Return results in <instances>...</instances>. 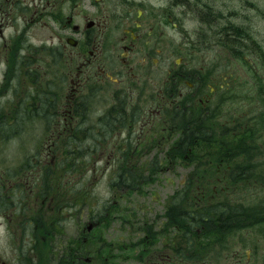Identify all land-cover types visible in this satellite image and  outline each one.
Returning a JSON list of instances; mask_svg holds the SVG:
<instances>
[{
	"label": "flooded vegetation",
	"instance_id": "flooded-vegetation-1",
	"mask_svg": "<svg viewBox=\"0 0 264 264\" xmlns=\"http://www.w3.org/2000/svg\"><path fill=\"white\" fill-rule=\"evenodd\" d=\"M171 5L180 7L178 1H173L163 7L162 14L157 12L155 0H0L1 39H4L3 30L9 24L15 35L12 37L21 39L13 56L15 67L9 65L11 57L7 56V65L3 69L0 58V104L65 107L69 114L59 120L52 137L57 134L58 139L61 135L72 140L80 138L82 146L100 143L102 153H105L108 141L102 136L103 132H98L101 134L98 141L92 139L93 130L77 133L78 125L85 123L79 119L98 118V124L102 118H139L136 112L140 101L125 99V107L121 109L126 111L125 115H109L95 107L89 109L85 103L89 102L92 85L96 83L101 88L108 85L119 93L132 91L139 83L140 70L147 65L148 59L153 57V65H160L161 49L155 44V28L175 24L172 23ZM46 18L64 28L59 42L66 41L77 52L70 53L69 59L63 57L64 63L59 42L51 45L52 40H45L37 44L25 38L28 24L39 26ZM45 51H53V57ZM171 59L172 56L166 60L167 69L163 67L169 78L164 76L166 86L157 100L159 116L148 115L147 118H167L177 109L193 111L196 104L205 109L217 98V89L211 83L204 86L205 80L198 73H188L180 68L184 58L176 60L175 66ZM50 64L56 70L55 85L59 87L53 92L49 90L47 79L41 77ZM29 65L38 72L36 82L44 81L39 94L29 92ZM147 81L154 82V75L151 74ZM169 87H175V92L167 91ZM205 87L210 91H205ZM175 94L177 98L171 99ZM89 110L93 114L87 116ZM147 110L152 111L153 106ZM0 118H12V115ZM124 130L117 138L116 148L120 152L133 149L134 155L146 141H142L138 131L129 132L127 127ZM31 166L43 164L40 161ZM25 176L21 175L17 181L8 178L5 170L0 172V264H92L87 257L93 252L86 247L92 236L84 231L85 228H75L77 232L68 235L62 234L65 228L44 227V198L25 195ZM68 245L72 247L71 258H61L59 249Z\"/></svg>",
	"mask_w": 264,
	"mask_h": 264
},
{
	"label": "rangeland",
	"instance_id": "rangeland-1",
	"mask_svg": "<svg viewBox=\"0 0 264 264\" xmlns=\"http://www.w3.org/2000/svg\"><path fill=\"white\" fill-rule=\"evenodd\" d=\"M173 0H155L158 13L163 14V7L172 3ZM218 6L223 10L235 9L241 13V16L249 17V24L251 26L250 39L229 41L227 46L221 45L217 41H213L210 38L212 30L207 26L205 29H201L199 22L190 16L192 13L187 8H180L179 6H172L173 9V22L178 24V27H174L173 24L160 25L155 28L156 39L155 44L157 48L161 49L160 65H153V57L148 59L147 65L140 70L139 83L132 90H123L122 94L126 96L127 99L135 98L140 101L136 115L139 118H144L148 113V108L154 106V109L150 112L152 115L157 114L158 98L162 91H157L155 87H148L146 81L149 80L151 74L154 75V83L164 84L165 78H169L167 73H165L163 67L166 68V60L172 56L171 64L175 66V61L179 58H184L180 68L188 73H198L202 79H207V83H211V86L216 88L219 86H224L220 81H229V77L233 76L234 81L229 82L225 87V92L219 90V99L216 103L218 104L221 111H229L231 114L242 113L243 117L250 115L252 110V103L248 106H244L240 102V97L247 93L249 94L253 89L257 92V85H255L252 90L248 91L241 83H243L246 78L245 75L238 74L237 71L245 72V67L243 63L238 61L235 64L231 63L233 59H229L228 55L234 53V50H239L240 54L245 55L250 64L254 66L257 73L262 76L264 80V0H218ZM218 8V9H220ZM227 12V11H225ZM182 13V14H180ZM206 15H203V17ZM226 20L224 22L220 21L218 17L213 24H211L212 29L220 30L221 27L234 24L236 22V16L234 13L224 16ZM238 21V20H237ZM230 22V23H228ZM63 27L56 26L50 22L48 18L39 25L35 26L33 24H28L25 28V38L33 40L35 43L39 44L45 40H52L51 45H55L54 42H59V37L62 36ZM4 39H1L0 35V58L3 62L2 68L4 69L7 65L6 57L10 56V66L15 67L13 61L14 52L18 50L19 44L21 42L20 38L12 37L14 31L9 24L3 30ZM25 36V35H24ZM206 38L205 43H198L199 39ZM66 39V38H65ZM226 40V39H224ZM60 51L63 52L61 55L62 63L64 59L70 58V53H77L70 45L65 42H59ZM156 57H160L159 55ZM165 58V60H164ZM231 65L229 68H227ZM190 68V69H189ZM193 68L200 70V72H190ZM167 69V68H166ZM116 90H108L105 95H102L99 102L95 106L97 109H102L111 104L113 96ZM201 97H205L201 94ZM246 101H244V104ZM20 106L12 105L9 108V112L12 115L13 111ZM2 113H4L2 111ZM232 117V115H231ZM236 118V117H232ZM47 126L43 120L38 121L37 131L42 135L41 129ZM50 128V125L48 126ZM167 132H162V135H166ZM47 138V137H46ZM40 139V138H39ZM39 139L34 141H27L24 137V142L33 152L36 147L41 144L42 141ZM22 139H17L9 145L8 153L11 155H17L21 157L20 150L17 148L22 143ZM48 145L55 144V138L52 140H47ZM168 144L160 147L163 149ZM46 154V153H45ZM157 157L159 161L165 162V153L160 154L158 152H145L142 153L141 161L150 162L153 158ZM120 156L117 155H103L98 154V158L92 162L89 160L88 170L93 168V171H81L82 178H95L93 185H96L92 193V198L90 199V205L88 206V213L82 211L79 218L74 216L73 218H63L60 219L65 224L64 227L67 228V233L72 235L75 231L74 227H86L87 222H89L90 215L96 214L99 209L102 208L111 199L114 201L120 200L118 197L122 196L135 207L142 210L143 215L147 217L154 218L155 216H161L164 211V205L167 198L174 193L178 188H180L181 183L185 180L186 171L182 167H178L179 163L175 164L170 171L165 174L160 175L156 181H153L148 185L142 194H112L110 189V183L116 175V170L118 168V161ZM97 164L95 165V163ZM43 166L36 167L34 171L47 170L49 168H56L54 161L51 156L46 155V159L43 161ZM97 168L101 170H97ZM55 171H52L54 174ZM69 175V173H67ZM56 183L60 186L61 182L64 186L71 181L72 185L75 187L77 184L81 185V181L77 177H64L57 176ZM79 185V186H80ZM67 194V190L65 191ZM53 207V206H52ZM123 220V217H122ZM55 221L53 224L55 225ZM52 220L49 216L44 218V223L48 225ZM56 223H60L57 219ZM57 226V225H55ZM105 225L98 226L92 231V239H90L86 247H94L98 240L102 239V230L99 228ZM113 229L110 236L113 243L101 249V259L95 264H102L103 259L107 264H155L159 262L160 264H182L180 259L177 261L163 256L165 253H169L173 241H177L179 234L174 233L172 230H168L165 233V237L162 233L165 231V227L161 229L160 236L153 244L143 243V238L146 237L147 229L144 228L142 233L135 237L133 240V247L130 249L128 243L130 238L126 235V231L123 227L115 225L111 227ZM121 233L122 236H118ZM227 242L225 244H217L209 248L208 252L202 255L198 261H187L185 264H264V225L249 228L244 231L237 233L234 236H228ZM128 245V246H127ZM124 247L123 253L118 256L117 251ZM63 248V247H62ZM126 248L129 249L126 251ZM61 258L69 259L68 250L59 251ZM163 256V257H162ZM122 259H119V258ZM93 263L96 258L92 257Z\"/></svg>",
	"mask_w": 264,
	"mask_h": 264
},
{
	"label": "trees",
	"instance_id": "trees-1",
	"mask_svg": "<svg viewBox=\"0 0 264 264\" xmlns=\"http://www.w3.org/2000/svg\"><path fill=\"white\" fill-rule=\"evenodd\" d=\"M189 5L194 12L209 13L210 7L203 0H189ZM244 33H248L245 27L229 25L219 32L215 31L214 41L227 45V40L233 35L242 39ZM238 53L236 50L234 57L240 58ZM243 63L253 68L247 61L244 60ZM244 80L241 84L248 91L257 85V92L253 89L240 97L244 106L253 104L250 115L243 117L242 113L234 115L229 111H220V115L216 117L185 116L172 121L175 133H179L176 140L179 151L173 157L178 158L180 163L185 162L190 174L185 185L169 200L165 212V227H172L180 232L184 228L187 230L188 260L198 259L212 246L225 244L228 236L264 225V80L256 70L248 73ZM230 81L233 82V79ZM44 119L50 124L54 118ZM3 120L4 118H0V144L11 140L10 131H16L9 129L8 118L5 122ZM24 121L25 118H22L17 126L23 125ZM76 132L81 133L82 130L77 129ZM56 150L61 153L66 151L62 163H68L70 169L63 171L69 173L68 176H82L79 172L85 170L80 162L84 157L85 147L78 142V138L70 139L68 144ZM148 165L133 171L118 170L111 182V191L116 192L120 188L132 195L142 193V188L151 183L159 173L158 163ZM210 180H221L223 183L212 185L209 184ZM92 183V178H84L81 187L80 184L74 187L69 181L66 186L62 182L60 186L56 183L53 189L51 179H47L45 197L53 199L55 214L66 215V212L71 211L78 214L88 206L80 195ZM112 204L109 201L103 205L94 219H110L111 226L119 224L131 235L146 226L149 242L155 241L159 233L154 230V223L145 221L137 226L136 214L129 210L111 211ZM120 213H123V220H119ZM198 235L202 237L199 240ZM181 248L180 244L176 250L179 256Z\"/></svg>",
	"mask_w": 264,
	"mask_h": 264
},
{
	"label": "water",
	"instance_id": "water-1",
	"mask_svg": "<svg viewBox=\"0 0 264 264\" xmlns=\"http://www.w3.org/2000/svg\"><path fill=\"white\" fill-rule=\"evenodd\" d=\"M92 228V226H90V229Z\"/></svg>",
	"mask_w": 264,
	"mask_h": 264
}]
</instances>
